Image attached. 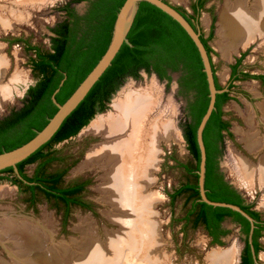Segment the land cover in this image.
Here are the masks:
<instances>
[{"label":"rangeland","instance_id":"374dc122","mask_svg":"<svg viewBox=\"0 0 264 264\" xmlns=\"http://www.w3.org/2000/svg\"><path fill=\"white\" fill-rule=\"evenodd\" d=\"M66 1L68 0H0V119L8 115L11 110L20 107L24 101L27 86L34 84L37 80L31 68L34 52L28 50L27 45L39 46L42 49L49 48L51 28L65 18V12L61 10V6ZM166 1L191 12L190 4L193 0ZM225 1L205 0L195 21L197 28L205 35L213 22V34L208 43L211 47L210 56L214 70L222 86L227 83L230 64L243 51L244 70L251 74H264L263 35L258 34L246 45L237 46L227 56L222 54L218 44L220 36L217 31L218 19ZM251 2L252 0H248L249 4ZM87 5V0L72 3L79 13H83ZM16 38L21 40L16 41ZM179 74V71L171 72L168 82L158 79L153 72L147 73L142 70L137 78L127 77L112 95L106 108L92 118L93 120L100 116L116 114L115 102L139 95L149 104L145 115L147 127L150 124H156L158 128L157 139L160 150L157 169L154 171L155 179L150 185L151 188L149 187L150 192L154 194L149 221L155 228L152 232L153 241L146 246L142 244L139 253L134 252L125 259L122 258L121 264H221L215 262L212 255L229 253L231 250L234 251V259L229 264H239L243 236L237 225L228 219L224 220L222 226L227 233L221 236L220 243H214L201 225L192 228L191 223H188L184 227L185 221L182 217L189 204L183 197L173 201L169 197V192L184 178L183 168L177 161L182 162L188 158L181 122L185 117V107L190 95L178 90ZM230 90L231 99L224 105V117L230 120L232 135L225 138L221 168L225 177L264 218V182L259 180L257 170L254 169V172L248 175L245 169V166L256 168L264 156V148L250 151L245 140L252 131L258 134L257 137L264 135V123L260 120L261 111L258 105L264 101V84L249 77L236 80ZM250 111L254 113L252 114L254 119H252L255 124H251L247 119ZM164 123L169 125L172 131L170 137L165 134ZM89 124L83 126L74 136L55 144L56 155L64 159L55 160L47 165L49 170L61 167L66 169L62 185L82 178L88 179V184L81 193L89 205L88 208L81 209L71 205L64 212V207L58 206L53 198L46 200L43 195H40L41 193L37 192L36 195L39 197L34 205H28L26 201L30 195L29 191L25 188L18 189L17 185L10 180L13 179L10 175L1 173V177L4 178L0 181V220L12 217L15 220L42 221L53 231L54 241L63 240L71 246V250L75 248L81 251L88 240L85 237L89 231H93L105 246L106 231H117L119 223L109 219L107 211L110 206L104 202L98 191L102 182L100 177L102 171L96 166H82L88 151L103 140L100 135L84 132ZM250 125L255 129L251 130ZM170 153H173L176 161L168 157ZM36 165L37 162L26 165L25 172L32 175ZM3 189L6 192L1 194ZM73 241L78 242V247ZM259 241L261 249L256 257V264H264V232ZM0 257L9 260L1 244ZM107 257L111 258L110 255ZM113 260H109L108 263H112Z\"/></svg>","mask_w":264,"mask_h":264},{"label":"trees","instance_id":"16d2710c","mask_svg":"<svg viewBox=\"0 0 264 264\" xmlns=\"http://www.w3.org/2000/svg\"><path fill=\"white\" fill-rule=\"evenodd\" d=\"M78 1L81 0H68L61 6V10L65 12V18L51 28L52 35L48 49L27 45V49L34 52V57L31 58V68L37 80L28 86L24 105L17 110H11L8 115L0 119V152L23 144L34 136L36 130L42 129L48 118L57 110V106L51 100V94L58 87L60 80L65 76L63 84L55 94V99L63 103L106 50L116 13L124 0H87V8L80 14L72 6V3ZM204 2L205 0H196L192 4L196 21ZM176 9L191 23V17L183 9L177 6ZM212 34L213 24L208 37L201 38L209 55L211 47L207 41ZM127 38L132 45L127 43L121 45L111 65L94 83L84 99L63 120L53 136L17 163L16 166L22 179L16 176L12 167H6L0 170V181L4 178L1 177V173H7L13 178L10 179L13 183L23 185L31 193L38 190L49 198L61 200L66 205L81 204L84 208L88 207L87 203L75 197L82 188V185H78L76 181L57 187L66 169L62 172L55 171L47 174H44V170L53 161L64 159L56 155L55 144L77 134L96 113L106 108L108 101L123 81L127 77L137 78L142 69L147 73H155L158 79L167 82L170 80L171 72H180L177 80L178 90L190 95L186 103L187 112L181 122V129L188 148L194 158L199 160L196 129L207 109L209 90L195 44L176 20L146 1L139 3ZM15 40L21 39L16 38ZM243 55L233 66V76L235 67L242 61ZM242 76L244 78H264L262 75L248 73H242ZM214 79L216 88L220 89L215 75ZM228 99L227 91L216 94L215 109L203 130L206 149H209L211 143L207 138L208 131L214 129L218 139H221L223 137L221 130L229 126L227 122H221L220 119L222 114L220 106ZM187 116H190V121ZM34 162L38 163L36 170L32 175H28L25 167ZM178 164L183 166V163L178 162ZM44 177L48 179L44 180ZM204 187L210 200L237 204L255 220V227L250 236L252 240H249L250 222L246 217L228 207L213 206L206 202H192L191 208L182 217L185 221L184 227L188 223H191L192 228L201 225L211 236L212 242L220 243L221 236L227 233L220 222L226 215H233L235 220L242 223L241 233L244 235V247L240 253L239 264H256L255 256L261 249L259 238L264 231V220L260 218V213L249 210V206L240 205L237 199L210 191L208 179ZM185 189L181 188L170 193V199H175ZM197 206L198 211H196ZM251 247L253 253H251Z\"/></svg>","mask_w":264,"mask_h":264},{"label":"bare ground","instance_id":"6f19581e","mask_svg":"<svg viewBox=\"0 0 264 264\" xmlns=\"http://www.w3.org/2000/svg\"><path fill=\"white\" fill-rule=\"evenodd\" d=\"M217 33L224 56L237 46L246 45L256 35L264 36V0H252L251 4L248 0H226ZM258 105L260 120L264 123V101ZM114 107L116 114L95 118L85 129L84 132L100 135L103 140L88 151L82 165L96 166L102 171L98 191L110 206L109 219L119 223L117 231H106V247L89 231L81 251L71 250L63 240L54 241L53 231L42 221L4 218L0 220V244L9 260L0 257V264H121L122 258L139 253L142 244L149 245L150 241L152 244L155 228L149 221L154 194L149 187L155 179L160 150L158 128L156 124L147 127L145 115L149 104L139 95L120 99ZM252 114L250 111L247 118L251 124L254 123ZM164 127L166 136L170 137L169 125L164 123ZM257 135L252 131L245 138L248 150L264 148V135ZM245 169L248 175L257 170L259 180L264 182V156L256 168L245 166ZM5 192L3 189L1 194ZM73 243L78 247V242ZM111 259L113 262L108 263ZM212 259L229 264L234 259V251L214 253Z\"/></svg>","mask_w":264,"mask_h":264},{"label":"water","instance_id":"95a60500","mask_svg":"<svg viewBox=\"0 0 264 264\" xmlns=\"http://www.w3.org/2000/svg\"><path fill=\"white\" fill-rule=\"evenodd\" d=\"M141 1H146L151 3L152 5L158 7L163 12L168 14L174 20H176L189 35V37L191 38V40L193 41L199 52V56L203 65L202 70L203 72H205L207 86L209 90L208 106L205 113L201 117V120L196 129V141L199 147L200 158H201L200 166L198 170L199 190L201 196L200 200L213 206L228 207L232 210L241 213L244 217H246L250 222L249 240L251 241L250 236L253 228L255 227V220L247 212H245L242 208H240V206L236 204L220 202V201H212L208 199L205 195V189L203 187L205 149L202 140V131L212 111L215 109L216 94L227 90V88H221V89L216 88L212 59L209 53L207 52L202 40L200 39L199 29L198 28L195 29L192 26V24L187 20V18L178 9H176V6L166 0H124L123 1L122 5L119 7L116 13V17L112 28L111 38L104 53L101 55V57L92 67V69L86 74V76L82 79V81L77 85V87L73 90V92L67 97V99L63 103H59L55 99V94L58 92L59 87L63 84L65 80V76L60 80L58 87L55 88V90L51 94V100L57 106L56 112L51 117L48 118L47 123L42 129L36 130L34 136L30 138L28 141L10 150H3L2 152H0V170L6 167H12L16 176L22 179L16 166L17 163L28 157L30 154L36 151L41 145L46 143L53 136V134L62 124L63 120L84 99V97L91 89V87L94 85V83L100 78V76L107 69V67L111 65V62L115 57V55L117 54V52L119 51L121 45L123 43H127L130 46L132 45V43L127 38V33L133 23L134 17L138 9V5ZM89 122L87 124H89Z\"/></svg>","mask_w":264,"mask_h":264},{"label":"flooded vegetation","instance_id":"af4514ba","mask_svg":"<svg viewBox=\"0 0 264 264\" xmlns=\"http://www.w3.org/2000/svg\"><path fill=\"white\" fill-rule=\"evenodd\" d=\"M196 2V0H193V2L190 4V9H191V12L189 13L186 9H183L186 14L188 16L191 17V23L193 24L194 28L196 29L197 26H196V14H194L193 10H192V4H194ZM79 13V12H78ZM80 14V13H79ZM198 17V16H197ZM213 24V22L211 23V25ZM211 29V27H210ZM210 29H209V32L207 33V35H205L204 33H202L200 30V39L201 38H207L209 33H210ZM208 43V41H207ZM209 44V43H208ZM210 46V45H209ZM244 54V51L239 54L238 57L235 58L234 62L230 64V69H229V74H228V78H227V83L225 86H222L218 79H217V75L215 73V70H214V66H213V62H212V66H213V70H214V75L216 77V81L218 83V85L220 86V89L221 88H227V91L228 92V96H229V99L224 102L221 106H220V109H221V115H220V119H221V122H227L229 124L228 128L226 129H223L221 130V133L223 134V137L221 139H218V136L215 132L214 129L212 130H209L208 133H207V138L209 139V141L211 142L209 144V149H206L205 148V144H204V140H203V131H202V140H203V144H204V149H205V162H204V178H203V187L205 186V182H206V179H208L209 181V190L210 191H213L217 194H223V195H226V196H230L234 199H237L240 201V205H243V206H249V210H254V211H257L252 203L250 201H248L244 195L236 188L232 185V183L225 177V174L223 173V170L221 168V157H222V153H223V147H224V144H225V138L226 137H231L232 135V132L230 130V120L225 118L224 117V105L231 99V87H233V83L236 81V80H239V79H244V77L242 76V73H248L250 75H262L264 76V74H251L247 71L244 70V68L242 67V61H240L239 64L236 65L235 67V75L236 77L233 76V66L235 65L237 59L242 55ZM142 71H144L142 69ZM155 74V73H154ZM156 75V74H155ZM180 75V74H179ZM233 77V78H232ZM179 78V77H178ZM250 78H253V77H250ZM257 79L262 85L264 84L263 82V79H259V78H255ZM223 91V92H225ZM25 103V100L23 101V103L20 105V107H22ZM20 107L18 108H15L14 110H17L19 109ZM186 111V110H185ZM11 112V111H10ZM9 112V113H10ZM187 112V111H186ZM8 113V114H9ZM185 116H186V113H185ZM5 117V116H4ZM188 118V121H190V116H187ZM2 119V118H1ZM207 123V122H206ZM206 125V124H205ZM205 127V126H204ZM182 130V129H181ZM204 130V129H203ZM182 134H183V131H182ZM184 138V136H183ZM184 141H185V145H186V149H187V159L182 161V162H179V163H183V166H180L183 168V173H184V178L183 180L180 182V184H178L177 186L173 187L172 191L169 192L172 193L176 190H180L181 188H186L185 190H183L180 194H178V196L175 197L178 198V197H183L185 199V201H187V203L189 204L187 209H186V212L191 208V204L192 202H203L200 200L201 196H200V190H199V175H198V170H199V166H200V159L199 160H196L192 154V152L190 151V149L188 148V145H187V142L184 138ZM199 149V147H198ZM199 154H200V151H199ZM168 157L174 161H176V158L173 156V153H170L168 155ZM167 158V157H166ZM169 160V159H167ZM166 160V161H167ZM38 165V163H37ZM36 165V167H37ZM36 167L34 168V171L36 170ZM65 168L64 167H61V168H57L55 170H49V169H46L44 170V174H47V173H51V172H62ZM47 177V176H46ZM44 177L43 179H48ZM62 180H63V177L60 178L59 182H58V185L57 187H61V186H64V185H61L62 183ZM88 179L87 178H82V179H79L76 181V183L78 185H82V188L80 189V191L76 194V198L84 203H86V201L83 199V197L81 196V193L84 191L85 187L87 186L88 184ZM17 185V188H25L23 185L21 184H16ZM205 189V187H204ZM36 192L37 193H41L40 195H43L45 197V199L47 200L49 197H47L44 193L40 192V191H35L33 193L29 192L30 195L29 197L27 198V201L26 203L28 205H31L33 206L34 205V202L36 201V199L39 197L38 195H36ZM205 195L206 197L208 198L207 196V191L205 189ZM209 199V198H208ZM54 202H56L58 204V206L62 205L63 210L64 212H66L70 207L71 205H74L75 207L77 208H81V209H85V208H88V207H83L81 206V204H68L66 205L64 202H62L61 200H58L56 198H53ZM174 200V199H173ZM172 200V201H173ZM237 205V204H236ZM239 206V205H238ZM241 208V207H240ZM66 210V211H65ZM198 206L196 208V211H198ZM235 211V210H234ZM245 211V210H244ZM246 212V211H245ZM259 212V211H258ZM260 213V212H259ZM261 215V214H260ZM260 218L262 220H264V218L262 217V215L260 216ZM229 220L230 222L234 223L235 225L238 226L239 228V231L241 233V229H242V223L235 220L234 216L233 215H226L223 220L220 222L221 223V226L224 222V220ZM223 227V226H222ZM254 229V228H253ZM253 231V230H252ZM250 232V231H249ZM264 232V231H263ZM242 234V233H241ZM263 234V233H262ZM242 236L244 237V235L242 234ZM260 239V238H259ZM252 240V238H251ZM244 247V240L242 242V248ZM242 248H241V251H242ZM240 251V253H241ZM251 253H253V250H252V247H251ZM258 255V254H257ZM257 255L255 256V258L257 257ZM239 262H240V255H239ZM256 263V261H255Z\"/></svg>","mask_w":264,"mask_h":264}]
</instances>
